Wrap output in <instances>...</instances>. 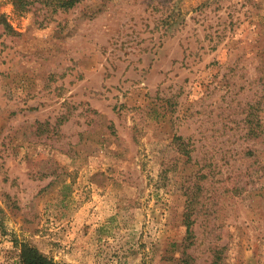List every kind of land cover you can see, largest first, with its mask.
<instances>
[{"label": "rangeland", "instance_id": "1", "mask_svg": "<svg viewBox=\"0 0 264 264\" xmlns=\"http://www.w3.org/2000/svg\"><path fill=\"white\" fill-rule=\"evenodd\" d=\"M37 7L0 0V264H264V0Z\"/></svg>", "mask_w": 264, "mask_h": 264}, {"label": "trees", "instance_id": "2", "mask_svg": "<svg viewBox=\"0 0 264 264\" xmlns=\"http://www.w3.org/2000/svg\"><path fill=\"white\" fill-rule=\"evenodd\" d=\"M10 1L15 7V9L20 12H28L31 10L32 7L36 5H40V7H37V9L41 10L47 8L52 13H55L58 11H68L76 7L83 0H10ZM192 210L193 208L190 205H188L187 213L185 214L187 233L189 235L188 237L193 236V231H192L193 221H191V218H192V214H194L193 213L194 211ZM20 258L22 264H63L48 257L47 255L42 253L35 245H32L30 243L21 244Z\"/></svg>", "mask_w": 264, "mask_h": 264}]
</instances>
